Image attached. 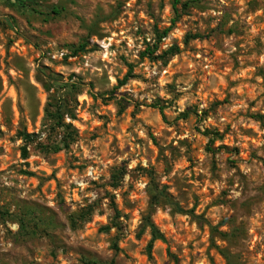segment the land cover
I'll use <instances>...</instances> for the list:
<instances>
[{
  "label": "rangeland",
  "instance_id": "rangeland-1",
  "mask_svg": "<svg viewBox=\"0 0 264 264\" xmlns=\"http://www.w3.org/2000/svg\"><path fill=\"white\" fill-rule=\"evenodd\" d=\"M173 1L0 0V264H264V0Z\"/></svg>",
  "mask_w": 264,
  "mask_h": 264
},
{
  "label": "trees",
  "instance_id": "trees-1",
  "mask_svg": "<svg viewBox=\"0 0 264 264\" xmlns=\"http://www.w3.org/2000/svg\"><path fill=\"white\" fill-rule=\"evenodd\" d=\"M198 0H188L185 1L183 3H180V0H174L171 8H172V12L174 14V18L172 19V24H174L183 13H186L187 10L190 7L194 6V3H197ZM178 5H180V8L178 9ZM56 13V11H55ZM168 29L164 30L161 34H158V32L156 31L157 34V39H156V45L153 48H149L147 47V50L145 52H143L141 54V57H148L151 58L153 57L154 53L157 51V45L158 43H160V41L162 40V38H164L167 33H168ZM200 35H193V36H188L187 39H199ZM85 49V44L80 45L78 48H72L73 54H77L78 52H83ZM178 48L177 47H171L169 50L163 52L160 56H157L156 59H165L166 57L169 56H174L176 53H178ZM131 75V68L129 69L128 73L125 75L123 82H121V85L125 83V81L130 77ZM43 88L48 92L50 90V87L47 86L46 84H43ZM56 110L51 113V118H52V122H53V128L55 129H61L64 133H66V131L70 128L69 125H66L64 123V107H61L59 105H57ZM50 113V112H49ZM70 115V114H69ZM71 116V115H70ZM72 117V116H71ZM68 135V134H67ZM22 137L24 140H28L30 138L29 135L23 133ZM211 142V141H210ZM68 144L66 142H64L63 140L60 141V143L58 144V146L53 147L54 152L61 150L62 148H67ZM22 153L23 156L26 153L25 148L22 149ZM157 196L154 197V199L156 200ZM177 207V206H176ZM178 209V207H177ZM116 211V210H115ZM91 211L88 213H85L84 216H82L83 219H85L84 217H88L90 215ZM117 213V212H116ZM118 216V214H116ZM144 227L147 228L149 230V235H150V241L147 245V252L150 253V250L152 248V245L154 242L156 241H161L163 243H165V238L163 237V235L159 232V230L154 226V224L151 221L150 216L146 217L144 220ZM221 255L225 258V259H229V256L226 254V252H220Z\"/></svg>",
  "mask_w": 264,
  "mask_h": 264
}]
</instances>
